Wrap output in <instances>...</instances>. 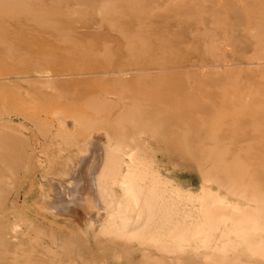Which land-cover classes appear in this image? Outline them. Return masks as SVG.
<instances>
[{"label":"rangeland","instance_id":"obj_1","mask_svg":"<svg viewBox=\"0 0 264 264\" xmlns=\"http://www.w3.org/2000/svg\"><path fill=\"white\" fill-rule=\"evenodd\" d=\"M0 264H264V0H0Z\"/></svg>","mask_w":264,"mask_h":264},{"label":"bare ground","instance_id":"obj_2","mask_svg":"<svg viewBox=\"0 0 264 264\" xmlns=\"http://www.w3.org/2000/svg\"><path fill=\"white\" fill-rule=\"evenodd\" d=\"M107 159V158H106ZM85 160V159H84ZM108 160V159H107ZM88 162V160H86L84 163H87ZM108 163V162H107ZM89 164H90V162H89ZM106 166V165H105ZM105 166L103 167V170L101 169L100 170V172H101V174L100 175H98V177L96 178V180H98V182L99 183H102L103 182V177L105 176V174H104V171H105ZM89 167V166H88ZM88 167L86 166V171H84V172H87V170H89L88 169ZM91 172V171H90ZM84 174V173H83ZM86 175V177L85 178H87V173H85ZM88 175H89V172H88ZM90 177V176H89ZM88 177V178H89ZM102 179V180H101ZM88 180V179H87ZM102 182H101V181ZM105 180V179H104ZM127 180V179H126ZM125 180V181H126ZM125 181L123 180V181H121V182H118V185H120L121 186V188H122V190H123V193H124V199L126 200V202L124 201L123 202V204L124 203H127V206L128 207H130L131 205L132 206H136V205H138L137 206V208L139 207V211H138V213H137V215L138 216H140L139 217V219L141 220V218H142V212H143V208L140 206V198H138V193L136 194V189H137V186H135L136 187V189L134 190V187L132 186V184H131V182H130V185L132 186V187H129V186H126V183H125ZM85 183H87V182H85ZM128 183V182H127ZM134 183V182H133ZM102 184H104V183H102ZM136 184V183H135ZM95 185V184H94ZM138 185V184H137ZM83 186H84V184H83ZM104 186H105V184H104ZM107 187V186H106ZM133 188V189H132ZM104 193L106 192V191H103ZM139 192H140V190H139ZM142 193V192H141ZM106 194L107 195H109L108 194V192H106ZM91 197V198H90ZM95 196L94 195H92V193H89V194H87V196L85 195V198H83V203H82V201L80 202V204H82V206L84 207V208H87L88 209V207L91 205L90 203H91V200L90 199H92V198H94ZM98 200V201H97ZM102 200H103V198H102ZM120 200H122V199H120ZM90 202V203H89ZM103 202V201H102ZM102 202H100V200L99 199H95V202H92V204H99L102 208H103V210L105 209V211L103 212V214L106 212V213H108L107 211H109V212H112V210H113V208L116 210L114 213L112 212V214L113 215H111V213H108L109 215H111L112 217H113V220H115V219H118L119 221L121 220V222H122V224L123 225H125V224H127V219L126 218H124L123 217V215H125V213H127V206L125 207L126 209H124V206H123V204L120 202V201H118V203H117V205L116 206H114V203H112L108 208L106 207L107 206V204L105 205V203H102ZM62 203V202H61ZM129 203V204H128ZM125 205V204H124ZM131 206V207H132ZM131 209V208H130ZM136 209V208H135ZM121 210H123L124 212H121ZM134 211V210H133ZM128 215V214H127ZM139 219H137L138 221H139ZM136 220V221H137ZM131 221V220H130ZM137 221V222H138ZM133 222V221H132ZM131 222V223H132ZM134 223V222H133ZM136 223V222H135ZM128 226V225H127Z\"/></svg>","mask_w":264,"mask_h":264}]
</instances>
